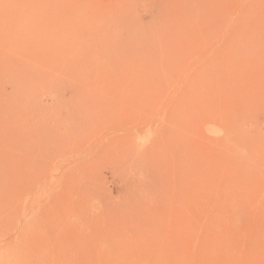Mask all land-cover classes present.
I'll use <instances>...</instances> for the list:
<instances>
[{
	"label": "rangeland",
	"instance_id": "obj_1",
	"mask_svg": "<svg viewBox=\"0 0 264 264\" xmlns=\"http://www.w3.org/2000/svg\"><path fill=\"white\" fill-rule=\"evenodd\" d=\"M0 264H264V0H0Z\"/></svg>",
	"mask_w": 264,
	"mask_h": 264
}]
</instances>
